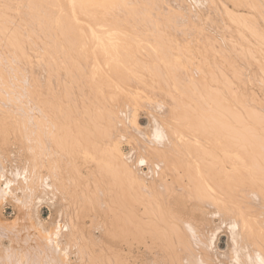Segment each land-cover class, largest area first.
<instances>
[{
	"label": "rangeland",
	"instance_id": "obj_1",
	"mask_svg": "<svg viewBox=\"0 0 264 264\" xmlns=\"http://www.w3.org/2000/svg\"><path fill=\"white\" fill-rule=\"evenodd\" d=\"M240 1L164 0L155 31L145 39L117 35L122 40L108 46L109 61L101 51L89 49L84 57L85 49L84 56L77 50V57L64 46L50 49L56 60L46 56L47 49L33 51L31 57L43 56L29 62L2 52L0 264H101L105 254H117V264L123 258L132 263L136 255L132 264H178L170 254H183V264H252L250 256L260 253L252 230L261 226L257 238L264 232V147H223L227 141L220 139L217 125L222 127L226 119L216 111L224 80L236 85L241 101L264 120V0ZM237 9L249 28L241 30L238 20L225 13ZM167 25L174 27L168 30ZM68 50L66 56L79 63L66 62ZM79 52L83 59L101 55L102 62L97 56L91 59L97 64L90 58L85 63ZM6 57L12 62H5ZM151 117L164 128L163 143L148 139ZM258 126L264 129V123ZM139 136H147L146 141ZM41 182L50 188L37 207L40 219L48 221L50 200L61 213L49 229L54 237L46 239L24 217L26 208L38 202L37 194L42 196L37 188ZM14 205L21 209L19 220ZM252 218L263 224L252 223ZM229 220L241 242L237 240L238 260L227 251ZM170 238L174 253L165 250ZM173 238L181 240L177 245L184 253ZM209 238L215 248L211 251ZM262 238L258 249L264 251ZM49 239L59 248L46 253L40 243ZM81 244L87 250L80 252ZM101 244L107 249L111 244L115 254L109 249L100 253L105 249ZM60 248L68 254L65 262L56 257ZM84 251L90 252L86 258Z\"/></svg>",
	"mask_w": 264,
	"mask_h": 264
},
{
	"label": "bare ground",
	"instance_id": "obj_2",
	"mask_svg": "<svg viewBox=\"0 0 264 264\" xmlns=\"http://www.w3.org/2000/svg\"><path fill=\"white\" fill-rule=\"evenodd\" d=\"M163 1L164 0H0V51H1L0 57H5L6 55L2 53V52H5V53H8L9 56H11V58L13 57V59L15 58L17 60L20 59L23 61L25 59L26 61H28V60H30V57H31L30 55H32L34 52H38L40 50L42 52V50L47 49L46 51L47 52L49 51V54H46V56L48 57V55L51 54L50 52L52 50L55 51V47L56 48L58 47V49H59L60 46H64V47H68V49L69 48L73 49L74 51L70 50L71 54L74 55V53H75L76 56H77V52H78L77 50H82L81 51L82 55L86 51L85 52L86 56L83 55L84 57H87V50L89 52V49H91L90 51L94 50V52H96V53H97V51L98 52L101 51L102 54L105 53L104 54V60L109 61L110 56L108 55L109 54L108 46L109 45L113 46L115 44L116 39L118 41L122 40L121 37L115 38L117 35L125 34V35L134 36V37L141 36L143 38H140V39H145V38H148V37H144L145 35H148L147 33L155 31L157 24H158L157 20L161 19L159 17L161 14L159 8H161L160 6H162ZM232 1L236 2L238 4L241 3L240 0H232ZM235 11L236 12H232V13L225 12V13L228 17L235 19V20H238L237 24L241 30H245L246 28H249L248 24L245 21H243V19L240 17V16H242L241 11H239L238 9ZM234 13H236L238 16L232 15ZM173 27H174L173 25H167L168 30H171ZM139 41H142V40L138 39V42ZM147 42H148V40H147ZM50 49H52V50H50ZM75 49H76V52H75ZM60 50H61V47H60ZM83 50H84V52H83ZM70 51L68 50V52H66L64 54L65 56L63 55L64 57L68 58L67 61H66V58L64 59L66 62H68V61L71 62V60L73 61V60L78 59V58L72 59V55H70L71 58L66 56L67 53H70ZM72 51H73V53H72ZM62 52L64 53V49L62 50ZM62 52L60 51L61 54H63ZM94 52H90L89 54L92 53V56H93ZM101 52H99V54ZM37 54L38 53H36V55L34 54L33 56H36V57L40 56L42 58V56H43L42 54H39L38 56H37ZM79 54H80L79 56H81L80 52H79ZM96 55H94V56H96ZM33 56L31 57V59L33 58ZM44 56H45V54H44ZM46 56H45V59L47 58ZM51 56H52V58L54 57L53 52H52V55H50V57H49V59L52 60ZM76 56H74V57H76ZM83 56H81V58ZM97 56L101 57L100 61L102 62V56L101 55H97ZM97 56L92 57V58H95V60H96ZM40 57L38 59H40ZM64 57H62V58H64ZM90 57L91 56H89L88 58H90ZM11 58L10 57H8L7 59L4 58L5 62H7V61L12 62V60H10ZM54 58H55L54 60L58 59V58H56V56ZM88 58L87 59L82 58V60L84 61L86 59L85 61H89L92 59V58H90L88 60ZM36 59L34 61H36ZM61 59H60V61L63 64L64 62ZM97 60H99V58ZM41 61H42V59H41ZM15 62H16V60H15ZM75 62L76 61L71 62L70 65H72V64L75 65ZM79 62H80V59H78V62H76V64ZM89 62H85V63H89ZM91 62L94 63V61H92V60H91ZM57 63H58V60H57ZM85 63H82L81 65L84 64V66H86L87 64L85 65ZM93 63L91 65H93ZM97 63H98V61H96L94 64H97ZM52 64H53V62H52ZM65 65H67V63ZM54 66H55V64H54ZM216 76L217 75L215 73H213V77L215 78ZM223 82L225 84V88L221 89L219 87L218 92H220V95L216 96V104H217L216 105V109H217L216 111L218 113L220 112V117L224 116L223 119L225 118L226 122H225V125L222 126L224 128H222L221 125H217V127L219 126L218 128H219V131L221 134L218 133L219 132V131H217L218 129H216V131L219 135L224 136V139L222 136L220 138L219 135L216 134V135H218L217 136L218 138L216 137L217 138L216 140H218L220 138L222 140H226L227 143L224 144L225 146H223L222 145L223 143L221 142L222 140L221 141L218 140L219 141L218 144L221 143L220 144L221 146L228 147V148L230 147V149H233L234 147H240V148H243V147H246V148L264 147V129H260V126H258V125L264 123V120L261 118L260 113L255 111L254 108L249 107V105L247 106V104L244 101H241L242 91L236 85L231 86L230 84L226 83L224 80H223ZM221 98L223 100V103L220 101ZM225 100H226V102H225ZM258 119L260 120L259 123H258ZM254 120L256 121V123L252 122ZM151 125L150 126L152 128L151 127L150 128L152 131V133H151L152 137H148V139L152 138V139H155L156 142H160V143L162 141H164L165 140V132H164V128H163L161 122L156 117H151ZM134 130L136 131L137 129H134ZM139 132H140V130H138V133ZM135 133L137 134V132H135ZM148 135L150 136V134H148ZM139 137L141 139L143 136H139ZM146 137L147 136L143 137L144 140L147 139ZM225 137H227V138L225 139ZM147 142H149V141H147ZM150 142L154 143L155 141L154 142L150 141ZM122 162H124V161H122ZM135 169L138 173L140 172L138 170V168H135ZM153 172H155V171L149 170V173L153 174ZM151 174H149L150 177H151ZM139 175H140V173H139ZM146 176H147V174H146ZM39 184H40V186L37 188L41 187L38 190L41 192L40 194H42V196L40 195V197H39V194H37L36 200H38V202L36 203L34 201L31 205H29L26 208V211L24 212V217L36 229L37 233L40 234V237H42L41 235H43V236H45L44 238L46 239L48 237L49 238L54 237V235H53L54 232H52L49 229H51L55 224L57 225L58 221L56 220V217L57 216L60 217L61 213L59 212L58 205L56 203H52V200H50L51 204L48 205V207H49L48 209L50 210V215L48 216V221L46 223H43V221L40 219V216L38 214V208L37 207H38V205H41L43 203L42 202L43 200L47 199L48 194H49L48 189L50 188V185L46 182H41ZM210 188H212V187L210 186ZM212 190H214V188ZM216 193L218 194L217 190L215 191L214 194H216ZM218 195L221 196L220 194H218ZM223 197L221 196L222 200L225 198V197L224 198ZM217 201L218 200L214 199L215 204ZM211 203H212V201H211ZM14 206H15V210H16V214H15L14 218L16 220H19L20 219L19 214H20L21 209L18 205H14ZM231 212H232V210H231ZM224 213L226 214V212H224ZM254 213H256V212H254ZM256 215L257 214H255V217H256ZM252 216L254 217V215H252ZM130 217H131V215H130ZM227 217H229V216H227ZM260 218H262V217H259V219ZM259 219H258V217L256 218V220H259ZM253 220L254 221H251V220L250 221L252 223L256 222L255 218ZM262 220L264 221V219H262ZM263 221H258L256 223H258L257 225H259V223H261V222H262L261 224H263ZM229 223H230V220H229ZM231 223L229 224L230 225V233L227 237L228 238L227 239L228 240L227 241V248H228L227 251H228V253L232 254L233 256L235 255L236 260H238V257L240 255L239 254V252H240L239 247L241 245L239 244L240 246H238L237 243L239 242V240L238 239L235 240V238H234L235 233H232V232L236 231L237 226H236V224L231 225ZM250 225H252V224L250 223L249 226ZM257 225L255 224V226H257ZM228 226H227V228H228ZM119 227H121V226H119ZM119 227L117 228V231H119ZM193 227H195V226H193ZM251 227H253V226H251ZM260 227L261 226L259 225V227H256V228H258L260 230ZM255 229L252 230L253 231L252 237H253V234H255V236H257V237L259 235V232H258L259 230L256 229L258 232V234L256 235L257 232L255 231ZM49 231H51V232H49ZM54 231H55V229H54ZM260 231H263L262 228ZM117 233L119 234V232H117ZM187 233H189V231ZM182 234H184V233H182ZM202 234H203V232H202ZM260 234H261V232H260ZM114 235H117V234L114 233ZM191 235H193V233ZM169 237H171V234H169ZM210 237L212 238L211 235H210ZM257 237H255L254 239L258 240L257 244L260 247L259 243L261 240L260 238H262V236H260L259 238H257ZM197 238H198V236H197ZM199 238H201V237H199ZM250 239H249V241H253ZM262 239L264 240V232H263V238ZM183 240H185V239H183ZM211 240L209 238V241L207 242L208 249L210 251L213 248ZM237 240H238V242H237ZM168 241H170V243ZM173 241H175L174 238H173ZM206 241H202V244L204 242H205L204 244H206ZM46 242L47 243H44V241H43L42 242L43 244L40 243V247L42 245V247L45 248L46 253L49 252L50 249L53 251H54V249H57V248H54L56 246L59 248L58 243L50 242V239L46 240ZM151 242H153V241H151ZM151 242H150V244H152ZM167 242H168V244H167ZM179 242H181V240L179 241V239H176V241L173 242V244L175 243V245H177V244H179ZM183 242H182V244H183ZM199 242L201 243V239ZM84 243H86L85 246L89 245V243H87V242H84ZM165 243L168 245V246L166 245L168 249L165 248V250L166 251L168 250L169 252H171V250H172L173 251L172 253H174V249L176 250V246L171 245L172 238H170V240L169 239L166 240ZM185 243H186V241H185ZM239 243H241V242H239ZM250 243L253 244V242H249V244ZM182 244H181V246H182ZM257 244L255 243V246ZM101 245H103V244H101ZM110 245H108L107 247L110 248ZM130 245H129V247H130ZM184 245L185 244H183V246ZM81 246H82V244H81ZM105 246H106V244H105ZM105 246L103 245L102 248H105ZM151 246H153V245H151ZM258 246H256V247H258ZM63 247L64 246H62V248ZM68 247H69V245H68ZM68 247H66V248L64 247V248L67 250ZM88 247H90V246H88ZM137 247H136V249H137ZM163 247H162V249H163ZM179 247H180V244H179ZM205 247H207V245ZM82 248H83V246H82ZM82 248H81L80 252H82L84 249L87 250L86 248H83V249ZM112 248H114V247H112ZM177 248H178V245H177ZM196 248H194V249H196ZM258 248H256V249L258 250V252L260 251V253H256L257 250L255 252L256 254H254L253 256L249 253L251 255L250 260H252L254 262V263L250 262L252 264H264V260H263L264 259V251L263 250L261 251ZM263 248H264V245H263ZM92 249H93V247L91 246V252H92ZM99 249H101V248H99ZM108 249L105 248V249H103L104 251L100 250L101 251L100 253L103 252V255H104V253H106L105 251L106 250L108 251ZM117 249H116V251H118ZM180 249L178 251H181ZM208 249L206 248V250H208ZM213 249H215V248H213ZM225 249H223V252H226ZM109 250L111 251V249H109ZM113 250L110 252V253H112V255L115 254V252H113ZM150 250L151 249H149V251ZM158 250L160 251V248H158ZM61 251H62V249H61ZM144 251L146 252V250H144ZM166 251H163V252H165L164 254L167 253ZM55 252H56V250H55ZM85 252L86 251H84L83 253L85 254ZM119 252H120V250H119ZM161 252H160V254H161ZM182 252L184 253V251H181V253ZM58 253H60V252L58 251ZM62 253L57 254L56 257H58L59 259H62L65 262V259L67 258L68 254L66 253V251H62ZM89 253L87 252L83 256L86 258V257H88L87 254H89ZM175 253H177V252L175 251ZM179 253H177V254H179ZM154 254H155V252H154ZM226 254H227V252H226ZM63 255H64V257H63ZM106 255L107 254H105V256L101 257V261L98 260L99 262H101V264H117V260L120 262V258L117 259V257H116L117 254L114 256H110L108 254V256H110V257H108ZM170 255H168V256L171 259L173 258L172 260H174V263H175V261L180 262V258H181V260L184 261V259L182 258V257H184L183 254L180 257L176 256L174 254H172L174 256H170ZM220 255H221V253H220ZM49 256H50V254H49ZM136 256L133 257V259H135V261H136ZM233 256H230V257L232 258ZM84 257H82V258H84ZM147 257H149V256H147ZM217 257L218 256H215L214 258H217ZM235 257L233 260H235ZM33 258L35 259V256ZM161 258L164 259L162 256H161ZM170 258H168V259H170ZM225 258H226V256L225 257L223 256L222 258H220V260L221 259L224 260ZM87 259H89V258H87ZM121 259H122V257H121ZM171 259L169 260V262L172 261ZM239 259H241V258H239ZM246 259L248 260L249 258H246ZM122 260H121L122 261L121 264H132L133 262H135V261H133L131 263L130 262L131 259L129 260V258H123ZM98 261H96V262H98ZM144 261H145V259H144ZM160 261H162V260H160ZM179 262H177V263L178 264L182 263V261L180 263ZM234 262H236V261H234ZM61 264H64V263H61ZM65 264H69V263L65 262ZM161 264H162V262H161ZM171 264H173V262H171ZM190 264H195V263H190ZM237 264H240V263L237 262Z\"/></svg>",
	"mask_w": 264,
	"mask_h": 264
}]
</instances>
